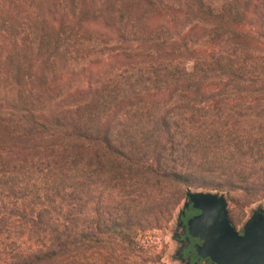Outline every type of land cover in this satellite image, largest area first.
<instances>
[{
  "label": "trees",
  "instance_id": "obj_1",
  "mask_svg": "<svg viewBox=\"0 0 264 264\" xmlns=\"http://www.w3.org/2000/svg\"><path fill=\"white\" fill-rule=\"evenodd\" d=\"M190 190L264 200V0H0V264H162Z\"/></svg>",
  "mask_w": 264,
  "mask_h": 264
},
{
  "label": "water",
  "instance_id": "obj_2",
  "mask_svg": "<svg viewBox=\"0 0 264 264\" xmlns=\"http://www.w3.org/2000/svg\"><path fill=\"white\" fill-rule=\"evenodd\" d=\"M190 205L201 211L187 222L190 235L201 240L195 245L199 258L212 264H264V208L240 231L231 222L225 193L190 190L183 211Z\"/></svg>",
  "mask_w": 264,
  "mask_h": 264
},
{
  "label": "rangeland",
  "instance_id": "obj_3",
  "mask_svg": "<svg viewBox=\"0 0 264 264\" xmlns=\"http://www.w3.org/2000/svg\"><path fill=\"white\" fill-rule=\"evenodd\" d=\"M186 201L187 198L182 201L172 219L165 224V226L148 231L139 236V242L141 244L148 248L152 247L157 254L161 255L162 264H186L178 257V251L181 245L174 237L175 232L180 230V227L178 226V215L184 209ZM259 208H264V200L257 201L247 206L229 202L230 216L233 220L234 226L241 231L248 219ZM90 212L91 211H88V213ZM192 213H194V210L190 209L186 214V217ZM202 264L211 263L208 262Z\"/></svg>",
  "mask_w": 264,
  "mask_h": 264
},
{
  "label": "flooded vegetation",
  "instance_id": "obj_4",
  "mask_svg": "<svg viewBox=\"0 0 264 264\" xmlns=\"http://www.w3.org/2000/svg\"><path fill=\"white\" fill-rule=\"evenodd\" d=\"M192 209L194 213L189 214L186 217L188 211ZM184 210V209H183ZM181 211L178 215V226L180 227L179 231H176L174 237L176 240L180 242V249L178 251V257L184 261L186 264H202V263H211L210 259L199 258L196 253L195 245L197 243H201L199 238H194L190 235L187 222L194 215L200 214L201 211L194 209L192 205L185 209V211Z\"/></svg>",
  "mask_w": 264,
  "mask_h": 264
}]
</instances>
